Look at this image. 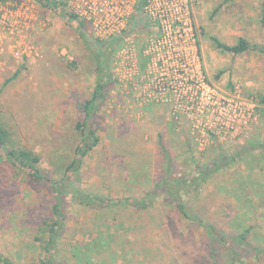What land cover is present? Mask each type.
I'll return each mask as SVG.
<instances>
[{"label":"rangeland","instance_id":"rangeland-1","mask_svg":"<svg viewBox=\"0 0 264 264\" xmlns=\"http://www.w3.org/2000/svg\"><path fill=\"white\" fill-rule=\"evenodd\" d=\"M261 1L191 0L198 53L207 78L223 90L238 87L256 99L243 136L219 139L214 133L191 129L184 117L175 119L167 104L129 101L117 85L112 64L121 39L118 50L107 54L112 81L98 111L101 142L85 158L82 187L117 198L133 189L144 195L167 173V156L173 162L172 175L178 178L185 173L193 176L195 163L206 167L215 154L226 155L233 160L231 165L199 191L190 190L194 201L188 202L201 209L204 223L215 224L225 237L254 226L249 238L264 246V53L250 49L232 55L211 40L216 36L233 44L244 36L264 45V28L258 23ZM26 4L32 9L26 54L17 57L10 50H0V123L11 131L16 146L39 153L45 173L56 177L61 174L62 157L70 158L78 143L75 126L81 106L96 89L99 62L95 51L103 50L106 43H102L110 39L96 38L89 27L80 33L78 25L65 18L72 13L62 4L57 9L40 0H26ZM137 26H132L130 36L142 45ZM160 192L149 200L154 202L150 208L131 207L138 218L128 223L124 222L127 216L106 217L100 225L98 210L68 205L58 242L59 264H86L88 258L94 264L103 260L107 264H214L206 227L187 223L172 199ZM51 203L49 189L38 190L23 170L2 158L0 248L17 264H42L45 252L39 245L38 226ZM141 216L152 223L139 226ZM217 264H264V254L251 250L232 262L222 255Z\"/></svg>","mask_w":264,"mask_h":264},{"label":"built area","instance_id":"built-area-1","mask_svg":"<svg viewBox=\"0 0 264 264\" xmlns=\"http://www.w3.org/2000/svg\"><path fill=\"white\" fill-rule=\"evenodd\" d=\"M99 39L122 37L112 64L117 85L130 101L163 103L175 119L191 129L235 140L249 127L257 107L242 90H223L209 81L198 53L191 0H58ZM26 0H0V50L17 57L30 44L31 23ZM136 19V21H134ZM143 44L130 36L137 24Z\"/></svg>","mask_w":264,"mask_h":264},{"label":"trees","instance_id":"trees-1","mask_svg":"<svg viewBox=\"0 0 264 264\" xmlns=\"http://www.w3.org/2000/svg\"><path fill=\"white\" fill-rule=\"evenodd\" d=\"M40 1L42 4L52 5V7L56 9L61 5V2L58 0ZM232 1L235 0H224V3ZM143 3L144 0H139L137 11L141 10ZM65 18L70 20V24L73 23L78 25L80 33H84L85 29L88 28L87 23L79 19L75 14H65ZM259 22L260 26L264 28V0L261 3ZM83 35L88 42L87 35ZM121 39V36H113L110 40L102 43V45L106 43L103 50L95 51L99 62L96 89L92 97L86 99L81 106V118L77 121L75 126L76 133L78 134V143L73 147V150H71L73 153L70 154V158L62 157L64 160L59 164L62 168L61 174L52 177L45 173L44 169L41 167L42 157L40 154L28 147L16 146L11 131L0 123V162L2 158L8 160L13 165L17 166V168L23 170L28 181L36 185L38 190H40L41 187H46L51 194L52 203L49 214L38 226L41 235L38 239L41 241L39 245L45 252L42 264H59L58 242H60L59 238L62 235V231L65 229L68 219V205L70 206L72 203H76L98 210L99 213L97 214V218L98 220L100 219V225L104 224L106 217L115 220L118 217L122 216L123 218L127 216L124 222L128 223L129 220L135 221L138 218L136 214H133L135 211L131 212L130 208L133 207L137 210L150 208L153 206L154 202L149 200L155 199L161 195L162 193L160 191L166 193V198L172 199L175 209L187 223L194 222L197 223V225L206 227L208 237L211 239L208 249L213 257L214 264H217L218 260L220 261V259H222V255L228 257V262H232L240 261V257H244L251 250L264 254V246L254 244L249 238L254 226L245 228L241 233H231L229 237H225V233L221 232L215 224L211 222L204 223L201 209H199L197 205H192L188 202L189 200L194 201V195L190 193V190L191 192L199 191L205 183H210L211 180L214 179L216 173L231 165L233 160H229V156L217 153L218 155L215 154L206 167L199 163H195L192 169V171L195 172L193 176L188 177V174L185 173L178 178L173 177V162L172 159L167 156V173L160 181H157L151 189L147 190L144 195L135 193V189H133V191L128 192V195L117 198L107 195L104 192L91 191L79 184L82 179L81 170L85 158L101 142V136L96 125L98 111L108 93L109 84L112 81L111 73L108 70L109 59L107 54L108 52L110 53V51L118 50L117 47ZM211 40L217 48L229 52L232 55H239L250 49L264 53L263 44L251 43L244 37H240L237 43L232 45L223 42L216 36H212ZM262 102H264V98ZM250 149V147L246 148L247 152H249ZM241 153V151L237 152V154ZM244 176L245 175H243V177ZM238 182L243 184L244 179L239 178ZM4 191L5 188L3 189V193H5ZM187 194L188 196L191 194L189 199L184 198ZM197 194L199 193L197 192ZM197 194L195 196H197ZM240 198H245L246 200L244 194H241ZM2 214H4V212H2ZM129 215H131V217H129ZM134 215L135 217L133 218ZM139 220L141 223L139 226L142 227L152 223L150 220L144 221V217L142 216ZM222 248L225 253L223 252L220 254ZM91 260L92 259L88 258L85 263L94 264L95 260L92 262ZM107 263L106 260H103L101 264ZM0 264L17 263L0 248Z\"/></svg>","mask_w":264,"mask_h":264},{"label":"crops","instance_id":"crops-1","mask_svg":"<svg viewBox=\"0 0 264 264\" xmlns=\"http://www.w3.org/2000/svg\"><path fill=\"white\" fill-rule=\"evenodd\" d=\"M236 1V0H235ZM263 1V0H262ZM262 1H261V3H262ZM260 13H261V9H260ZM260 13H259V17H258V23H259V26H260V22H259V20H260ZM261 27V26H260ZM262 28V27H261ZM240 37H244V36H240ZM239 37V38H240ZM238 38V39H239ZM244 38H246V37H244ZM238 41V40H237ZM223 42H225V41H223ZM225 43H227V42H225ZM235 43H237V42H235ZM235 43H233V44H235ZM251 43H253V42H251ZM227 44H229V43H227ZM232 45V44H231Z\"/></svg>","mask_w":264,"mask_h":264}]
</instances>
